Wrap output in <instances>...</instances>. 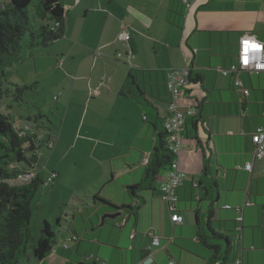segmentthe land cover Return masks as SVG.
<instances>
[{"label":"crops","instance_id":"0c3cea01","mask_svg":"<svg viewBox=\"0 0 264 264\" xmlns=\"http://www.w3.org/2000/svg\"><path fill=\"white\" fill-rule=\"evenodd\" d=\"M9 3L0 0V7ZM62 4L66 12L62 41L71 47L39 53L34 61L40 70L62 68L75 78L62 82V96H69L62 128L47 118L51 126L39 125V135L43 141H55L46 151L49 163L67 159L74 151L75 157L88 156L108 165V171L89 184L86 197L99 195L117 207L137 203L128 197L127 187L143 181V161L152 157L160 129L145 106L122 93L131 69L147 72L139 86L166 117L170 100L166 77L155 72L189 67L191 84L178 103L198 113L187 120L179 161L187 175L177 191L183 224L172 222L160 185L156 192H141L136 223L125 212L107 214L106 219L117 218L118 224L88 243L86 251L105 264H139L148 257L154 264H223L198 236L199 226H208L213 213L218 232L240 235L236 248V238L231 239L235 257L244 264H264V166L256 161L251 172L245 169L253 162L251 134L264 125V73L223 77L220 72L237 62L242 37L264 43V0H62ZM124 30L131 35L126 46L119 41ZM120 52L123 57L118 59ZM60 53L66 56L62 60ZM237 79L250 90L248 97L235 86ZM38 167L35 170L42 173ZM63 168L55 164L52 170L59 173L56 185L62 182ZM246 202L251 205L245 207L242 223L236 224L237 211L225 207ZM100 211L107 213L100 208L95 215ZM236 225L242 231L235 233ZM75 235V247L80 249ZM155 235L161 246L151 249ZM101 242L117 248L102 249Z\"/></svg>","mask_w":264,"mask_h":264},{"label":"trees","instance_id":"16d2710c","mask_svg":"<svg viewBox=\"0 0 264 264\" xmlns=\"http://www.w3.org/2000/svg\"><path fill=\"white\" fill-rule=\"evenodd\" d=\"M32 1L10 0L9 6H3L0 10V69L21 59L24 38H28L27 46L33 50L48 47L66 36V12L62 0H40L36 7V13L41 20L47 21L40 32H33L30 28L27 9ZM145 73L147 72L131 69L124 86L125 91L122 92L139 104L151 107L155 112L153 111L154 114L150 112L160 129L156 148L145 165L143 181L127 187L128 197L130 200H136L137 203L135 205L127 203L122 207H117L99 195L92 197L95 207L99 206L112 215L125 212L134 217L135 223L143 204L141 192H156L173 161V154L167 146L168 133L164 127L166 118L163 116V111L149 101L148 95L139 86L140 79L144 77ZM148 73L152 74V72ZM155 73L157 76L164 74L166 77V72ZM5 78L4 73L0 74V264H19L26 253L27 244L31 240L29 225L32 218V200L39 186L44 184L45 178L43 173H39L32 182L21 186L12 185V181L20 174L35 170L39 166L42 148L51 150L55 141L52 138L45 141L40 139V127H35L33 122L28 121L33 126L31 129H21L4 113L3 100L6 95L8 96V91L4 88ZM14 86L16 87L15 101L22 102L24 92L28 87ZM165 90L167 91L166 82ZM44 117L41 115L39 119ZM105 222L106 220H104ZM213 222L215 223V220L213 221V213H211L208 226L205 228L199 226L198 236L214 252L215 258L220 259L221 257L223 264H233L239 257L234 255L232 260L229 258L234 252V244L231 239L236 238L234 241L237 247V243H240V235L230 236L225 235L226 231L218 232L214 228ZM238 223L240 222L236 218V224ZM239 231L242 229L239 230L236 225L234 232L238 233ZM55 244L56 236L51 231L50 224L44 222L43 235L33 249L35 258L41 262L44 261L52 254ZM222 249L224 250L222 251ZM92 259L93 261L88 263L85 261L75 262L70 258L65 264H100L94 258H90V260Z\"/></svg>","mask_w":264,"mask_h":264},{"label":"rangeland","instance_id":"374dc122","mask_svg":"<svg viewBox=\"0 0 264 264\" xmlns=\"http://www.w3.org/2000/svg\"><path fill=\"white\" fill-rule=\"evenodd\" d=\"M39 2L40 0H33L27 9L30 28L33 32H40L47 22L37 16L36 7ZM2 8L0 7V10ZM27 40L26 37L22 41L21 59L0 69V74L4 73L6 76L4 88L8 91V96L6 95L3 100V111L21 129H26L29 126L28 121L33 122L32 124L35 127L45 123L49 127L51 124L48 123V120L61 129L62 123L67 117L66 107L69 98L68 95L62 96V93H64L62 82L69 81L70 78L74 80L75 76L71 75L69 70L66 72L62 68L47 69L48 66H45L44 70H40V65H37L34 59L39 53L55 54L58 51L65 52L71 46L65 39V41L60 40L61 42H56L54 45L45 48L31 50L27 46ZM62 54L58 55L61 60L66 57L65 53ZM60 76H62V79ZM14 85L28 87L24 92L22 102L15 101L16 87ZM68 90L70 91L69 86ZM145 109L147 116H150L151 112L154 111L149 106H145ZM40 112L44 114V120L39 119ZM51 130L54 131V128H51ZM46 151V148H42L39 156L43 177L47 179L52 174L55 164H62L64 166L63 173H61L62 182L60 185H56L58 182L56 179L51 184H45L44 179V184L39 186L31 204L32 218L29 225L31 240L27 244L26 253L19 264H65L70 258L75 262L85 261L91 263L93 259L90 260V258L93 257L100 264H105V261L97 257L98 255L86 251V249L88 243L100 237L102 232H112L111 229L116 227L119 221L117 222V218H107L105 225H101L102 220L108 213L100 211L101 213L96 216L94 212L96 209L99 211L100 207L95 208L93 205V196H86L89 194V184L94 185L96 178H100L105 171H108V165L96 163L88 156L75 157L73 156L74 151L67 159L65 157H63V160L55 158L49 163ZM89 219H92L93 222H89ZM44 222L50 224L51 231L56 236V244L53 246L52 254L41 262L35 258L33 249L43 235ZM75 234H78L80 238V249L79 246L78 248L75 247L76 243L74 241H69L70 236L74 237ZM100 244H104L102 249L117 248L110 244L106 246L102 242ZM118 250L121 251L119 248ZM233 256L234 252L230 255V260Z\"/></svg>","mask_w":264,"mask_h":264},{"label":"built area","instance_id":"2783aa9c","mask_svg":"<svg viewBox=\"0 0 264 264\" xmlns=\"http://www.w3.org/2000/svg\"><path fill=\"white\" fill-rule=\"evenodd\" d=\"M54 29V28H53ZM131 35L127 31H122L119 34V41L126 46L130 41ZM128 56L132 59L135 55L132 51L128 52ZM123 57V53H118L117 58ZM237 62L232 64L229 68L221 69L223 77H229L233 74H239L241 72L254 74L264 73V43L257 40L252 36H244L240 39L239 53ZM191 84V70L189 67H183L179 69H171L166 72V87L170 95V100L167 103V115L164 123V127L168 133L167 146L170 152L173 154V161L171 168L167 172L165 179L161 183L162 200L169 206L171 213V220L175 225H182L184 218L178 214L179 196L177 191L182 186L187 175L180 168V156L185 146L184 129L187 120L196 118L198 113L194 108H183L178 99L186 94V90ZM235 86L242 91L245 97H248L250 90L244 87L243 82L237 79ZM96 93V91H94ZM264 117V113H263ZM30 126V127H29ZM27 129H31L33 126L29 123ZM251 143L253 145V162L247 163L245 169L252 171L254 162H261L264 166V125L257 127L254 133L251 134ZM52 147V146H51ZM53 148V147H52ZM144 164L149 162L148 158H144ZM38 175L36 170H31L20 174L15 180L12 181V185L21 186L32 182ZM57 173H52L47 179L45 184H51L58 179ZM250 202H246L244 206H237L235 208L226 206V209H235L238 213V221H243V211L246 206H250ZM242 228H239L241 230ZM70 242H76L77 237L71 236ZM161 246V238L157 235L152 236L151 249ZM69 249V248H68ZM139 264H154L151 257L146 258ZM171 264H175L172 262ZM233 264H244L242 258L235 259Z\"/></svg>","mask_w":264,"mask_h":264},{"label":"water","instance_id":"95a60500","mask_svg":"<svg viewBox=\"0 0 264 264\" xmlns=\"http://www.w3.org/2000/svg\"><path fill=\"white\" fill-rule=\"evenodd\" d=\"M111 217H115V216H111ZM104 219H106V217Z\"/></svg>","mask_w":264,"mask_h":264}]
</instances>
